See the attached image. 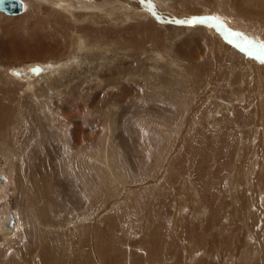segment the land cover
Returning a JSON list of instances; mask_svg holds the SVG:
<instances>
[{"label": "rangeland", "instance_id": "obj_1", "mask_svg": "<svg viewBox=\"0 0 264 264\" xmlns=\"http://www.w3.org/2000/svg\"><path fill=\"white\" fill-rule=\"evenodd\" d=\"M35 1L21 15L0 12V227L8 212L18 221L0 239V264H264V64L223 32L168 21L218 15L258 41L263 23L241 20L235 0H150L155 14L142 0H108L107 15ZM29 11L60 33L55 45L2 32ZM137 23L130 44L118 39ZM37 64L53 73L38 84L8 72ZM72 133L85 147L67 146L66 158L93 191L55 213L57 198L43 199L55 202L45 210L30 197L31 166ZM54 170L57 197L69 176Z\"/></svg>", "mask_w": 264, "mask_h": 264}, {"label": "bare ground", "instance_id": "obj_2", "mask_svg": "<svg viewBox=\"0 0 264 264\" xmlns=\"http://www.w3.org/2000/svg\"><path fill=\"white\" fill-rule=\"evenodd\" d=\"M33 1H35V0H33ZM39 1H41V2H44V3H46V4H51V5H57V4H60V3H62V8H65V9H70V5H73L74 7H76V6H78V7H80V9L83 7V8H86V7H88V8H93V9H96L97 11L98 10H100V11H104V14L106 13V15L110 12V13H113L114 11V9H111L110 10V7H108V9H107V5H109V3H111V2H108V0H97L98 2H96V3H94V4H91V3H89V2H85L86 0H82V1H73V0H39ZM87 1H90V0H87ZM100 1V2H99ZM120 1V0H119ZM36 2V1H35ZM92 2V1H91ZM94 2V1H93ZM106 2V3H105ZM117 2V1H116ZM227 2V1H226ZM37 3V2H36ZM113 3H115V1L113 0ZM41 5V4H40ZM117 5V4H116ZM110 6V5H109ZM122 6H124V5H121V8L119 9V11H121V12H125V9L124 8H122ZM59 7V6H58ZM57 7V8H58ZM233 7H234V9L235 10H237V12L240 14V19L242 20H245V21H248V22H250L251 23V25L252 24H254L256 27L257 26H259L260 27V25L261 24H259L258 22H261V23H263V25H264V0H235V2H234V4H233ZM47 8H49V7H47ZM56 8V9H57ZM132 8V7H131ZM78 9V8H77ZM24 10L25 9H23V11H22V13L24 12ZM48 10V9H47ZM59 10H60V8H59ZM110 10V11H109ZM49 11V10H48ZM71 11V10H70ZM1 12V11H0ZM30 12V11H29ZM62 12H64V11H62ZM118 12V11H117ZM203 12V11H202ZM2 13H4V12H2ZM22 13H20V14H17V15H21ZM72 13H73V11H72ZM192 13V12H191ZM205 13V12H204ZM6 14V13H5ZM49 14V13H48ZM65 14H66V11H65ZM187 14V13H186ZM198 14V13H197ZM220 14V13H219ZM8 15V14H7ZM198 15H200V14H198ZM222 15V14H221ZM10 16H16V15H10ZM60 16V15H59ZM74 16V15H73ZM125 16H126V14H125ZM223 17V16H222ZM60 18V17H59ZM75 18V17H74ZM61 19V18H60ZM122 19V18H121ZM76 20V19H75ZM236 20H238V19H236ZM235 20V21H236ZM230 21V20H229ZM58 23H60L59 22V19H55L54 20V25H57ZM244 23V22H243ZM246 23V22H245ZM48 24H49V26H50V30H49V28L47 27L48 26ZM52 23H50L49 21H47V20H44V19H42L38 14H37V12H35V11H33V12H30L29 14H28V16L26 17V19L25 20H21V21H17L16 23L14 22V23H6V26H3L2 27V32H4V34H6L7 36L6 37H11V38H20V36H21V38H23L24 36L26 37H28L27 39H25V41H31V42H37V43H39L38 44V46H44V44H53V45H55V40L57 39V35L58 34H60V33H58V32H56V31H54V27H52V25H51ZM148 25H155V24H153V23H147ZM41 27H40V26ZM42 26H45V28L43 29L42 28ZM121 26V25H120ZM248 26H249V24H248ZM150 27H152V26H150ZM47 28H48V30L49 31H47ZM129 29L127 30V31H125V33L126 34H118V39H121L120 41H125L127 44L129 43L130 44V41H131V39L133 38H131L130 40H128L127 41V39H126V35L127 34H129V32H131V31H133L132 33H134V34H136V33H139V32H142L143 30H142V25L141 24H139V23H137V24H135V25H130L129 27H128ZM247 28V27H246ZM264 27H262L261 29H263ZM264 30V29H263ZM246 31V30H245ZM1 32V33H2ZM120 32V31H119ZM118 32V33H119ZM136 32V33H135ZM249 34V33H248ZM254 34H257L256 32L254 33ZM259 34V33H258ZM257 34V36H260V35H258ZM261 34V33H260ZM138 35V34H137ZM140 35V34H139ZM250 35H252V34H250ZM262 35H264V34H262ZM133 36V35H132ZM249 36V35H248ZM131 37V36H130ZM124 38V39H123ZM253 38V37H252ZM255 38H257L258 39V37H255ZM254 38V39H255ZM260 38H263V37H260ZM264 39V38H263ZM219 40H221V39H219ZM264 41V40H263ZM132 43H134V41L132 42ZM222 46V45H221ZM227 47V46H226ZM230 48V47H229ZM217 49V48H216ZM227 49V48H226ZM230 52V51H229ZM233 52V51H232ZM228 54V53H227ZM220 58V57H219ZM245 60V59H244ZM256 60V59H255ZM246 61H247V59H246ZM239 62V61H238ZM251 62H252V60H251ZM258 62V61H257ZM246 63V62H245ZM233 64V63H232ZM246 64H248V63H246ZM254 64V63H253ZM256 65H257V63H256ZM261 65V64H260ZM259 66V65H258ZM34 67H39V68H42L43 69V72L41 73V74H39V75H33L32 74V71H31V69L32 68H34ZM67 67V66H66ZM250 67H252V66H250ZM127 68V67H126ZM133 70V69H132ZM236 71V70H235ZM9 74L11 75V76H13V77H15V78H17L18 80H20V81H22V82H27V84L25 85L26 87L27 86H30V84H32L33 82H35V83H39L40 82V80H42L44 77L43 76H45V75H47L46 77H49L50 78V76H51V74L53 75V73H52V70H50V69H48L47 67H44V66H41V65H32V66H30V67H27L26 68V70L24 71V70H20L19 68H13V69H10L9 71ZM59 72V71H58ZM221 72V71H220ZM14 73H20V75H14ZM54 73H55V69H54ZM252 74V73H251ZM9 75V76H10ZM61 75V74H60ZM255 75V74H254ZM253 75V76H254ZM263 75H264V73H263ZM238 76V75H237ZM42 77V78H41ZM45 77V78H46ZM248 77V79H249V77L250 76H247ZM252 77V76H251ZM250 77V78H251ZM48 79V78H47ZM254 79V78H253ZM252 81V80H251ZM254 81V80H253ZM260 81H261V79L259 80V84H262V81H261V83H260ZM34 83V84H35ZM252 83V82H251ZM252 84H254V83H252ZM264 84V83H263ZM262 84V85H263ZM261 85V86H262ZM63 86H66V85H63ZM26 87H24V88H26ZM251 87V86H250ZM260 87V86H259ZM259 87H257V88H259ZM252 88V87H251ZM262 88V87H261ZM257 89L258 91L259 90H263V88L262 89ZM27 89V88H26ZM124 91H128V90H125L124 89ZM264 93V92H263ZM251 94V93H250ZM115 96V95H114ZM117 96V95H116ZM138 96V95H137ZM262 97H263V95H261ZM255 97V96H254ZM138 98V97H137ZM136 98V99H137ZM255 99V98H254ZM257 99V98H256ZM261 99V98H260ZM263 99H264V97H263ZM105 100V99H104ZM123 100V99H122ZM128 100V99H127ZM115 101L116 102H119L120 103V99L118 100V99H115ZM125 101V100H124ZM136 101V100H135ZM262 101V100H261ZM122 102V101H121ZM259 102V101H258ZM262 103V102H261ZM123 104V103H122ZM128 104V103H127ZM127 104L125 105L126 107H127ZM138 104V103H137ZM19 105V104H18ZM124 105V104H123ZM121 107V106H120ZM262 109V108H261ZM126 112V111H125ZM121 114V113H120ZM118 115V114H117ZM115 117V116H114ZM111 123V122H110ZM153 123V122H152ZM159 123V122H158ZM114 125V124H113ZM166 125V124H165ZM166 126H168V125H166ZM110 127V126H109ZM162 127V126H161ZM170 128H171V126H170ZM115 131V130H114ZM111 133V132H110ZM115 133V132H114ZM264 134V133H263ZM69 135V134H68ZM71 136H72V138H70L71 136H67L66 137V141L64 142V144H63V142L62 143H59L58 142V144L56 145H54L53 144V146L54 147H56V148H52V147H50V146H46L45 147V150H46V152L48 153V154H51V158L49 159V162L47 163L46 162V158H45V160H42L41 158H42V156L41 155H37V157H36V155L34 154V157H36L35 159H37V161H39V163H38V166L37 165H35V166H31V167H33L32 168V173L30 174L31 176V178H30V180L32 181L31 183H32V187L33 188H35V193L33 192V193H31L30 194V197L33 195L34 196V198H36L37 200H40L42 203H40V204H42V206L39 204H37V206H41V208L42 209H49L48 208V206L46 205V204H48V205H50L51 204V208L55 205V202H50V203H45V202H43L42 200L43 199H45V198H48V197H51V196H53V197H55V198H57L59 201H58V203L56 204V210H52V211H56L55 213H58L60 210H62L63 208H64V206L66 205L65 203L63 204V203H61V200L63 201V202H65L66 200L68 201V199L70 200V199H73L74 200V205H72V207H69L70 209H69V211H71V210H73L74 209V207L75 208H77V207H79L83 202H84V199H85V197L86 196H88L89 194H90V191H93V189L91 190V187H93V186H91L90 188H89V186H90V183H88L87 181H85V178L86 177H84L83 176V173H81V174H79V173H77V170H76V168L73 170L71 167H70V162H69V159L68 158H66L67 156H69L68 154H72V153H70L71 151L70 150H66V147L67 146H71V147H73V145L76 147V148H79L82 144H84L83 143V141L85 142L86 141V138L84 139V140H79L78 138H77V136H74V133H72V134H70ZM76 135V134H75ZM261 135V134H260ZM74 136V137H73ZM125 136V135H124ZM123 136V137H124ZM114 137V136H113ZM90 139V138H89ZM107 139H108V137L105 139L106 141H107ZM120 139V138H119ZM22 140V139H21ZM112 140V139H111ZM15 141V139L13 140L12 139V142H10V140H8V143H7V148H6V150H4V154H6L7 155V157L8 158H10L9 157V151H11V153H13L14 154V151L16 150V142H14ZM100 141V140H99ZM110 141V140H109ZM109 141H108V143H109ZM119 141H121V140H119ZM125 141H126V139H125ZM51 143H53V142H50V144ZM98 144V143H97ZM125 144V143H124ZM4 145V144H3ZM121 145V144H120ZM94 146V145H93ZM123 146V145H122ZM83 147V146H82ZM82 147H80V148H82ZM85 147V146H84ZM83 147V148H84ZM104 147V146H103ZM68 148V147H67ZM82 148V149H83ZM131 148V147H130ZM99 149V148H98ZM116 149H117V146H116ZM124 149V148H123ZM101 150V149H100ZM108 150H110L109 148H108ZM121 150V149H120ZM8 151V152H7ZM70 151V152H69ZM77 151H79V150H77ZM125 151V150H124ZM108 152V151H107ZM128 152V151H127ZM89 153H91V152H89ZM103 153H104V151H103ZM110 153V152H109ZM109 153H107V154H109ZM113 153V152H112ZM62 154L63 155H65L64 156V158L62 157V159H60L59 161L57 160L58 158H59V156L61 157L62 156ZM76 154V153H75ZM81 154V153H80ZM57 155V156H56ZM83 155V154H82ZM97 155V154H96ZM54 156H56V157H54ZM84 156V155H83ZM93 156V155H92ZM98 156V155H97ZM100 156V155H99ZM112 156V155H111ZM85 157H86V154H85ZM73 158V157H72ZM107 158V157H106ZM35 159H33V160H35ZM88 159H92V158H88ZM71 160V159H70ZM73 160H75V159H73ZM80 160V159H79ZM96 160H98V159H96ZM100 160V159H99ZM69 162V165L68 164H65V163H61V162ZM43 162V163H42ZM94 162V161H93ZM19 163V162H18ZM42 163V164H41ZM79 163V162H78ZM88 163V162H87ZM86 163V164H87ZM90 163V162H89ZM113 163V162H112ZM16 165L14 166V165H11L10 167H13L14 169H12V171L11 172H13V171H19L20 170V166H18L17 165V163H15ZM35 164V163H34ZM98 164V163H97ZM102 164H103V162H102ZM67 165V166H66ZM74 165H75V162H74ZM73 165V166H74ZM100 165H101V162H100ZM110 165H112V164H110ZM109 165V166H110ZM46 166L48 167L47 169H45L46 168ZM88 166V165H87ZM45 167V168H44ZM96 167V166H95ZM126 167V166H125ZM43 168H44V170H46L45 172H44V170H43ZM54 168L55 169H58V170H61L62 171V173L64 172H66L65 174H67L69 177V181H67V182H65L67 185L66 186H64L65 187V189L63 188V194L61 193V192H59V193H61V196H55L56 194H55V191L53 192L52 191V187H51V183H52V178L54 177L53 175L55 174V175H57L58 176V174H59V172H58V174H56V172H55V170H54ZM80 169H81V167H79ZM99 168V167H98ZM11 169V168H10ZM79 169V170H80ZM104 169V168H103ZM108 169V168H107ZM113 169V168H112ZM90 170V169H89ZM88 170V171H89ZM22 171V170H21ZM81 171V170H80ZM42 173V174H41ZM61 173V172H60ZM103 173V172H102ZM20 174V172H17L16 173V175L18 176ZM37 174L39 175V176H37ZM92 174V173H91ZM91 174H89V175H91ZM13 175V174H12ZM15 175V174H14ZM62 175V174H61ZM115 175V174H114ZM20 176V175H19ZM92 176V175H91ZM87 177H88V175H87ZM111 177H113V176H110V178ZM19 178V177H18ZM91 178V177H90ZM115 178V177H114ZM19 179H21V178H19ZM92 179V178H91ZM120 179V178H119ZM55 180H57V178H55ZM61 180L63 181V180H65L64 178H61ZM66 180H68V179H66ZM65 180V181H66ZM58 181H60L59 179L57 180V183H58ZM18 182V181H17ZM55 182V181H54ZM61 182V181H60ZM59 182V183H60ZM64 182V181H63ZM63 182H61V183H63ZM92 182V181H91ZM18 184V183H17ZM64 184V183H63ZM93 184V183H92ZM123 185V184H122ZM46 186H48V188H47V191H43V189H45V187ZM58 186V185H57ZM63 187V186H62ZM59 191V190H58ZM28 193V192H27ZM55 195H54V194ZM24 196V195H23ZM90 196V195H89ZM24 198H25V196H24ZM29 198V197H28ZM27 198V199H28ZM68 198V199H67ZM87 198V197H86ZM35 199V200H36ZM33 200V199H32ZM36 202V201H35ZM25 208V207H24ZM50 208V209H51ZM81 208V207H80ZM49 209V210H50ZM78 209V208H77ZM76 209V210H77ZM40 210V209H39ZM44 210V211H45ZM41 212H43V211H41ZM50 213V212H49ZM48 212L47 213H44V214H46V216H47V214H49ZM8 214H10L9 212L7 213V217H8ZM12 214H13V216H12V218H11V221H10V226H8V220H9V218L10 217H6V219L3 221V223H2V225H1V227H0V239L2 240V241H5V240H7V238H9L12 234H14V233H16V231H17V227H18V221H17V216H16V214L14 213V212H12ZM52 214V213H51ZM10 216V215H9ZM45 216V217H46ZM52 219V218H51ZM112 222V221H111ZM107 226V225H106ZM109 228V227H108ZM105 231H106V229H105Z\"/></svg>", "mask_w": 264, "mask_h": 264}, {"label": "snow or ice", "instance_id": "obj_3", "mask_svg": "<svg viewBox=\"0 0 264 264\" xmlns=\"http://www.w3.org/2000/svg\"><path fill=\"white\" fill-rule=\"evenodd\" d=\"M142 2L148 3L153 14H155L154 6L151 5L150 0H142ZM16 6H19L21 9H26L24 0H0V11H7L9 8ZM156 18L160 20L159 16ZM168 22L187 27L208 26L218 32H223L229 44L234 45L241 52L264 64V41H258L252 37L245 36L243 33L227 28L223 18L218 15L193 16L185 19H173ZM31 71L33 75H39L43 72V69L36 67L31 69ZM14 75H20V73H14Z\"/></svg>", "mask_w": 264, "mask_h": 264}, {"label": "water", "instance_id": "obj_4", "mask_svg": "<svg viewBox=\"0 0 264 264\" xmlns=\"http://www.w3.org/2000/svg\"><path fill=\"white\" fill-rule=\"evenodd\" d=\"M22 11H23V9H21L19 6H16V7H11V8H9L7 11H1V12H4V13H6V14H8V15H17V14L22 13ZM34 68H36V67H34ZM32 69H33V68H32ZM9 217H10V218H9V220H8V226L11 225V224H10V221H11L12 216L10 215Z\"/></svg>", "mask_w": 264, "mask_h": 264}]
</instances>
